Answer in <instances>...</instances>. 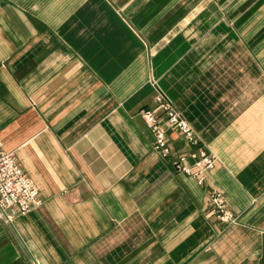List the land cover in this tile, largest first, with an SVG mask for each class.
<instances>
[{
  "label": "crops",
  "instance_id": "1",
  "mask_svg": "<svg viewBox=\"0 0 264 264\" xmlns=\"http://www.w3.org/2000/svg\"><path fill=\"white\" fill-rule=\"evenodd\" d=\"M263 2L0 0V149L41 201L0 220V264H264ZM159 93L215 159L200 183L152 149Z\"/></svg>",
  "mask_w": 264,
  "mask_h": 264
},
{
  "label": "built area",
  "instance_id": "2",
  "mask_svg": "<svg viewBox=\"0 0 264 264\" xmlns=\"http://www.w3.org/2000/svg\"><path fill=\"white\" fill-rule=\"evenodd\" d=\"M140 116L153 135V151L162 158L171 156L176 172L197 177L200 183L205 173L213 169L214 157L196 136L190 123L162 93L155 96L152 107L141 109ZM163 126L177 130L191 151L171 150ZM209 204L219 222L225 225L237 222V215L230 210L222 193L212 190ZM40 205L39 190L22 169L16 154L0 149V220L12 225L15 217L25 215Z\"/></svg>",
  "mask_w": 264,
  "mask_h": 264
},
{
  "label": "rangeland",
  "instance_id": "3",
  "mask_svg": "<svg viewBox=\"0 0 264 264\" xmlns=\"http://www.w3.org/2000/svg\"><path fill=\"white\" fill-rule=\"evenodd\" d=\"M218 1H220V0H218ZM222 2L224 1V0H221ZM264 3V2H263ZM6 225H8V224H6Z\"/></svg>",
  "mask_w": 264,
  "mask_h": 264
}]
</instances>
